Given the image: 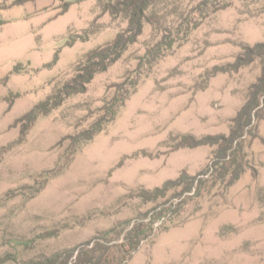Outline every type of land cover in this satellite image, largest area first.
I'll use <instances>...</instances> for the list:
<instances>
[{"label": "rangeland", "instance_id": "rangeland-1", "mask_svg": "<svg viewBox=\"0 0 264 264\" xmlns=\"http://www.w3.org/2000/svg\"><path fill=\"white\" fill-rule=\"evenodd\" d=\"M63 1L69 6L61 13ZM63 1L0 0V264L43 259L89 240L151 207L129 191L204 169L213 147L172 149L178 136L227 134L264 65L255 57L210 76L214 66L233 63L243 45L264 41V0H230L169 54L145 63L114 120L47 181L46 172L69 152L64 137L96 120L110 85L136 76L139 58L157 37L145 23L84 93L39 116L19 139L15 119L71 77L85 52L125 27L120 16L101 10L114 0ZM199 1L155 0L150 10L169 25ZM89 27L87 39L77 36ZM247 150L248 166L227 190L203 189L188 199L173 224L143 241L126 264H264V118Z\"/></svg>", "mask_w": 264, "mask_h": 264}, {"label": "trees", "instance_id": "trees-1", "mask_svg": "<svg viewBox=\"0 0 264 264\" xmlns=\"http://www.w3.org/2000/svg\"><path fill=\"white\" fill-rule=\"evenodd\" d=\"M229 1L200 0L189 11L185 13L182 11L179 21L169 25L160 23L154 12H151L155 0H114L101 3V10L108 12L112 18L120 16L125 20V27L109 42L85 52L74 66L71 77L15 119L14 123L19 124V139L24 138L39 116L48 115L69 96L84 93L93 77L97 73L106 71L110 65L118 61L128 46L137 40L142 34L145 23L151 25L157 36L156 41L139 58L134 70L136 76L127 74L121 82L110 85L113 90L112 95L104 100L100 108L102 113L96 120L87 128L64 137L69 140L67 147L69 152L60 167L46 172L44 180L48 181L59 175L63 167L73 160L76 152L114 120L118 110L135 91L140 79V68L145 63L151 67L157 60L169 54L175 44L186 41L190 30L195 29L202 18L211 12L226 8ZM18 4H21V0ZM68 6L69 2L63 1L60 12H65ZM94 22L93 20L91 23ZM90 31L89 27L85 29L83 35L77 36L85 40L89 37ZM255 57L264 62V41L243 45L233 63L214 66L210 76L237 69ZM263 111L264 65L256 81L248 87L243 104L230 120L227 134L212 133L196 136L192 133H183L178 136L172 149L200 145L213 147L210 162L204 169L193 175L182 170L176 178L168 179L160 186L152 189L139 187L135 191H129L127 196H135L142 203L151 204V207L144 212L138 211L134 218L123 219L110 229L76 246L43 259L17 261L15 264H126L143 241L154 236L157 230H167L173 224L188 199L202 195L203 189L205 193L227 190L241 176L248 166L247 149L258 137V122L264 118ZM32 189L34 192L40 190L34 187Z\"/></svg>", "mask_w": 264, "mask_h": 264}]
</instances>
